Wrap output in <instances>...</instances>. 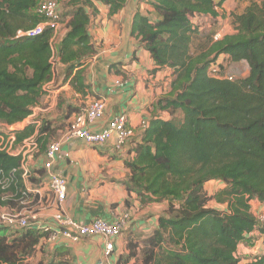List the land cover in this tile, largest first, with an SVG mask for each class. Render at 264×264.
I'll list each match as a JSON object with an SVG mask.
<instances>
[{
    "label": "trees",
    "instance_id": "trees-1",
    "mask_svg": "<svg viewBox=\"0 0 264 264\" xmlns=\"http://www.w3.org/2000/svg\"><path fill=\"white\" fill-rule=\"evenodd\" d=\"M41 1L0 0V122L4 124L21 122L32 113L57 67H63V82L82 96L87 94L85 72L95 53L88 33L96 10L93 1L108 5L113 14L126 0H66L64 7L56 0L61 18L68 20L55 51L51 29L35 37L16 36L41 21L35 13ZM147 1L157 19L150 21L136 12L131 35L149 53L155 69L172 70L169 91L154 104L170 118L149 119L133 156L124 160L128 174L120 182L141 205L165 203L166 210L144 237L142 260L135 264H264L259 243L264 229L254 215L264 209V0H251L230 13L223 6L241 0ZM225 13L232 30L219 39L213 38L215 32L204 35L203 28L194 24L197 18L217 22ZM196 39L200 45L193 50ZM220 55L227 59L219 63L218 78L210 75L209 67ZM240 62L246 64V73L235 78L232 63ZM68 107L66 118L75 111ZM36 119L38 125L31 120L17 131L15 145L34 136L39 155L50 143L52 127L49 120ZM21 164L19 153L0 150V209H20L28 196L26 183H38L43 177L40 168L33 170L39 181L29 171L24 177ZM211 180L222 186L208 195L204 186ZM252 202L260 206L253 210ZM10 230L0 233V264H70L57 250L47 253L48 260L46 256L32 261L48 232L33 227ZM254 230L261 234L256 239L260 251L239 258L238 245ZM125 249L113 264L134 259L135 239L129 238Z\"/></svg>",
    "mask_w": 264,
    "mask_h": 264
},
{
    "label": "crops",
    "instance_id": "crops-1",
    "mask_svg": "<svg viewBox=\"0 0 264 264\" xmlns=\"http://www.w3.org/2000/svg\"><path fill=\"white\" fill-rule=\"evenodd\" d=\"M93 4L96 10L91 14L88 33L95 53L87 62L85 72V82L89 85L87 94L82 96L63 82V67H57L52 79L43 86L45 94L36 107L39 109L38 117L51 123L49 142L59 141L52 169L67 180L66 198L62 203L65 212L83 222H90L95 217L113 221L124 214L128 215L121 234L114 240V250L107 259L108 264H113L118 255L127 252L125 243L129 238L151 234L156 227L157 217L165 207V203L141 205L133 193H127L120 181L128 174L124 160L133 156V147L140 141L149 119L154 115L170 118L169 113L155 108L154 104L169 91L172 70L168 67L155 69L149 53L140 46L139 39L131 35L132 19L136 12L147 16L150 21L157 19L147 0H126L113 14H109L108 5L97 1H93ZM223 7L226 9V5ZM216 20L219 23L221 16L218 15ZM223 59H227L226 55L218 57L220 62ZM240 65L243 62L232 63V66ZM97 97L104 99L105 110L103 117L91 125L94 131L101 130L122 113L133 131L119 151L112 148L113 139L103 145H88L75 137L62 139L73 113ZM68 105L75 111L66 118ZM35 157L34 162L28 159V163L32 164L25 169L37 178L38 174L33 170L42 169L44 154L42 152ZM221 186L220 181L211 180L204 188L207 192L212 187L218 189ZM26 188L28 196L24 203L33 212L36 223L54 226L51 216L55 212V205L51 202L50 194L45 191L42 199L36 194V189L46 190L43 178L38 183H26ZM255 204L251 205L252 209L260 206ZM260 235L258 230L245 235L246 239L237 247V254L249 256L260 251L256 241ZM41 248L43 253L40 250L37 253L47 256L45 260L51 257L47 255L48 252L57 250L65 253L64 257L69 259L70 264H99L103 260L104 241L99 237H87L73 243L56 235L43 240Z\"/></svg>",
    "mask_w": 264,
    "mask_h": 264
},
{
    "label": "built area",
    "instance_id": "built-area-1",
    "mask_svg": "<svg viewBox=\"0 0 264 264\" xmlns=\"http://www.w3.org/2000/svg\"><path fill=\"white\" fill-rule=\"evenodd\" d=\"M35 13L42 18L41 21L37 22L31 28L17 31L16 36L35 37L41 34L44 30L51 29L52 35L50 38V44L52 49H54L53 45L63 34L60 30L61 16L59 12V4L56 0L41 1L36 6ZM220 37V32H215L213 34L215 40ZM219 63L220 61L217 60L209 67L210 75L218 78L222 77ZM223 77L230 80L233 79L232 75L225 74ZM38 110V107H33L32 113L26 118V120H35V123L38 125L39 121L36 119L37 117H35V113L38 112ZM104 110V99L97 98L92 100L86 107L82 108L73 116L67 129L62 134V139L68 140L75 137L83 140L88 145H103L113 139L112 148L115 151L121 150L125 141L130 138L133 133L132 129L128 126L127 117L124 113L119 114L110 120L106 126L99 131H94L91 128V125L94 122L103 117ZM26 123H28V121L25 122V124ZM1 124L6 128L8 133L5 135L0 133V150H3L8 154L19 153L21 155V167L24 171L23 176L26 177L27 170L24 166L25 162L28 158L35 155L38 150L34 136L25 138L19 145H15L16 133L24 127V120L14 124ZM58 148L59 141L50 142L47 145L43 153L44 162L42 163V178L45 182L46 190L36 189V194L41 199L44 198L45 191L50 194L51 202L55 205V212L51 216L54 226H51L50 224L36 223L37 221L34 220L36 218L34 217L33 212L25 205V201L22 203L23 206L18 210L13 209L1 212L0 223L9 228L16 229L33 227L37 230L48 232L47 238L59 235L65 240L73 243H77L87 237H100L104 241V251L103 260H101L99 264H108L107 259L111 256L114 250L113 239L122 231L128 215L124 214L122 217L113 221L95 218L90 222H83L71 218L62 207V203L66 198L67 180L63 175L52 169ZM254 215L264 229V209L255 212ZM259 243L262 251H264V233L260 237Z\"/></svg>",
    "mask_w": 264,
    "mask_h": 264
},
{
    "label": "rangeland",
    "instance_id": "rangeland-1",
    "mask_svg": "<svg viewBox=\"0 0 264 264\" xmlns=\"http://www.w3.org/2000/svg\"><path fill=\"white\" fill-rule=\"evenodd\" d=\"M60 1V0H59ZM249 1H251V0H241V1H239V2H233V3H231V4H229V5H227L226 4V9H227V13H230L231 11H233V10H235V11H240V9H241V7L242 6H244L245 5V3H247V2H249ZM65 3H66V0H61V2H60V4H61V7L63 6H65ZM63 9V8H62ZM65 10V9H64ZM64 10L62 11V14L64 13ZM227 13H225L224 14V17L225 18H227V20H224V19H222L219 23H217V22H215V21H213V20H211V19H207V20H205L204 18H197V19H195V22L196 23H194V24H197L198 26H200L201 28H203L202 29V33L205 35V34H207V35H210L211 34V32L212 33H214V32H220L221 34H223V33H225V32H228V31H230L231 29H232V24H230V18H228V15H227ZM68 19L66 18V17H63L62 16V18H61V25H60V30L63 32V29H65V26H66V21H67ZM208 25H210L211 27H212V29L210 30L209 29V26ZM56 43V42H55ZM200 45V43L199 42H197V39L194 41V43H193V45H192V49L193 50H195L196 49V47L197 46H199ZM53 48H54V51L56 50V48H55V44L53 45ZM246 69H247V67H246V64H243L242 66L240 65V66H232V68H231V74H233L234 76H235V78H237V77H243L244 76V74L246 73ZM39 113L38 112H36L35 113V117H38L39 115H38ZM179 113L176 115V119L178 118L179 119ZM27 121H30V119H27V120H25L24 121V124H25V122H27ZM61 124H64V122L63 121H61ZM0 133L1 134H6V133H8V131L6 130V128L0 123ZM26 159H27V157H26ZM28 159H31V161H35V159H36V157H35V155H33L31 158H28ZM28 159L26 160V162L28 163ZM26 162H25V167H26V169L28 168V165L30 164H32V163H28V164H26ZM37 180H38V178H36ZM39 181V180H38ZM214 187H212L210 190H207V193L209 194V195H211L213 192H214V190H216V189H214ZM214 201H212L211 200V202L209 203V205H211V206H213L214 205ZM252 204H254V203H252ZM256 206H257V203L255 204ZM256 209V208H255ZM254 208H253V210H255ZM165 210H166V208H165ZM165 210H163V213H165ZM7 211V209H0V213L1 212H6ZM167 212V211H166ZM0 229H2V230H0V233H4V232H6V231H11L10 230V228L8 227V226H5V225H3V224H1L0 223ZM144 237L145 236H139V237H134V238H132L133 240L135 239V241L137 242V246H138V250H137V252H136V256L135 257H133L134 259H131V261H130V263L129 264H135V263H140L141 262V260H142V256H141V248H142V246H143V244H142V242H143V240H144ZM146 238V237H145ZM40 251L43 253V251L40 249ZM126 254V253H125ZM239 256V258L241 257H245L246 255H242V254H239L238 255ZM45 258L44 256H40V254L39 253H37V251H36V253H35V255L32 257V261H36V260H38V258Z\"/></svg>",
    "mask_w": 264,
    "mask_h": 264
}]
</instances>
